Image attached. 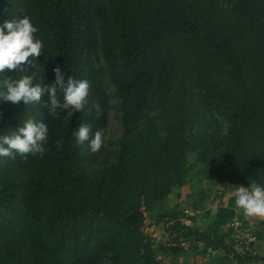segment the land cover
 Wrapping results in <instances>:
<instances>
[{
  "label": "trees",
  "instance_id": "1",
  "mask_svg": "<svg viewBox=\"0 0 264 264\" xmlns=\"http://www.w3.org/2000/svg\"><path fill=\"white\" fill-rule=\"evenodd\" d=\"M24 16L43 41L33 84L54 82L59 67L91 87L68 119L49 113L47 95L0 102V135L29 119L49 127L44 153L0 157V264H163L161 247H143V210L194 181L192 155L210 184L264 183V0H0V26ZM32 71L5 69L0 82ZM107 80L121 100L117 153L108 148ZM83 122L106 130L96 152L75 142ZM181 215L158 213L157 225ZM174 229L226 252L188 251L218 264L235 263L229 254L238 264L261 258L181 220Z\"/></svg>",
  "mask_w": 264,
  "mask_h": 264
},
{
  "label": "clouds",
  "instance_id": "2",
  "mask_svg": "<svg viewBox=\"0 0 264 264\" xmlns=\"http://www.w3.org/2000/svg\"><path fill=\"white\" fill-rule=\"evenodd\" d=\"M37 27L28 16L18 21H5L0 26V73L5 69L21 70L22 66L34 69L31 74L19 78H7L0 82V102L17 104H37L41 97L48 96L45 102L52 116H60L66 110V118H72L74 112L82 111L88 104L90 82L69 76L65 79L59 67L53 69L54 82L44 83V79L33 84L36 78V60L41 55L43 41L36 34ZM62 93V99L58 95ZM96 117L102 114L99 104L93 105ZM2 116V113H0ZM91 133V135H90ZM76 144L87 142L92 152L98 151L106 139V130L98 128L92 132L88 123H81L73 130ZM49 138V127L43 120L25 121L11 135H0V157H26L28 154L44 153ZM59 141L57 142L59 146ZM235 206L247 216L264 218V183L251 182L250 187H234Z\"/></svg>",
  "mask_w": 264,
  "mask_h": 264
},
{
  "label": "crops",
  "instance_id": "3",
  "mask_svg": "<svg viewBox=\"0 0 264 264\" xmlns=\"http://www.w3.org/2000/svg\"><path fill=\"white\" fill-rule=\"evenodd\" d=\"M206 184L207 181L205 180H194L187 186L182 187L172 193L168 199L162 201L157 206L156 212L148 213V217H145L146 219L144 220L147 224L145 226V231H148L150 227H154L155 224H157V218L153 217L152 215L158 216V213L169 214L172 212L181 214V207L183 204H186L191 212L190 215L185 217L184 219L185 225L204 233L211 240L223 239L226 243L232 244V242H234L235 240H233V237L231 235V233L233 232L231 228V222L233 221L232 219L234 217H238V215H240L241 218L243 216V221L245 225L251 230V233L252 231L254 233L256 232V234H258L260 238V242L257 245V250L261 252V254L258 253V256L261 258L252 262L246 261L245 263L264 264V230H260V223L263 222L264 219L260 217L247 216L244 214L242 209L237 208L235 206V189H233L232 187H227V185L222 186L220 189H218V191L215 193L216 198L214 200L209 199L208 196L210 195L207 194L208 191L206 192ZM182 197L185 199L182 200ZM181 217L183 218V215H181L180 218ZM150 220L154 221H151L150 223ZM156 226L159 229V234L164 237V233L160 231V227L158 225ZM160 250H162V248ZM194 254L199 256L198 253Z\"/></svg>",
  "mask_w": 264,
  "mask_h": 264
},
{
  "label": "rangeland",
  "instance_id": "4",
  "mask_svg": "<svg viewBox=\"0 0 264 264\" xmlns=\"http://www.w3.org/2000/svg\"><path fill=\"white\" fill-rule=\"evenodd\" d=\"M101 66H104V60L102 59ZM109 84V94L111 97V104H112V109L110 110V119H109V127H108V135H107V139H108V148L113 152V153H117V149H118V141L121 138L122 134H123V125H122V111H121V100L118 97V94L116 92L115 87L113 86L112 82L110 80L106 81ZM217 119L220 121L221 123V129H222V133L225 134L228 132L229 130V124L227 123V121H225L221 116H216ZM189 162L192 166L191 169V177L193 178V180H204L202 177V165L198 164L197 162V158L195 155H192L189 157ZM193 182V181H192ZM227 183H223V184H210L207 182L206 184V192L208 191V195L213 196V197H209V199L214 200L216 198L215 193L218 191V189H220L222 186H226ZM227 187H231V185H227ZM234 189V187H232ZM185 199L182 197V200ZM190 202V201H188ZM182 203H186V202H182ZM182 211L183 210H188L189 208L186 206V204H183L181 207ZM190 210V209H189ZM144 211V219H146L145 217H148V211H146L145 209ZM191 212V210H190ZM153 217H157L156 215H152ZM238 215V217H234L232 220H238L240 222V225H242V227H240L239 229H237L238 227H232L231 228L233 230V234L231 233L233 240H235L234 242H232V247L235 248V250L238 252L239 255H243V257L245 256V254L241 251H239V249H241V245H240V239L243 237L241 236H249L251 234V230L245 225L244 221H243V216L241 218V216ZM187 217V216H186ZM185 218H183L184 220ZM264 219V218H263ZM151 221L154 220H150ZM185 221V220H184ZM233 221L231 223H233ZM148 222V221H146ZM187 222V221H186ZM261 227L260 230H264V221L260 223ZM147 224L145 223V220L141 223V230L140 233L142 234L144 241H143V247H148V243H151L152 246L157 245L156 248L159 247H164L163 243L165 244V239L163 236H161L159 234V229L156 226L157 224H155L154 227H150V229H148V231H145V226ZM151 226V224H150ZM159 226V225H158ZM160 227V226H159ZM161 231V230H160ZM162 232V231H161ZM174 232H177L176 229H172L171 234H175ZM253 232V231H252ZM256 233V232H255ZM254 234V232H253ZM258 235V234H257ZM167 238V237H165ZM231 239V237H230ZM260 242V238H258V243ZM159 245V247H158ZM160 250V249H159ZM256 251V250H255ZM158 252H162L163 250H160ZM168 252V251H166ZM159 253V254H160ZM191 252H186L184 255H180L177 258H174L173 255H171V253H167L164 257V260H162L163 264H208L209 262L212 264H218L219 261L205 257L204 255H200L197 256L194 254V252L192 254H190ZM261 254V252H259L257 250V254ZM165 254V253H164ZM187 254V256H186ZM190 254V255H188ZM247 255V254H246ZM235 263H232L230 260H228V262H224V264H238L240 263V261L237 260H232ZM237 261V262H236ZM177 262V263H176ZM218 262V263H217ZM245 264V262H242Z\"/></svg>",
  "mask_w": 264,
  "mask_h": 264
},
{
  "label": "built area",
  "instance_id": "5",
  "mask_svg": "<svg viewBox=\"0 0 264 264\" xmlns=\"http://www.w3.org/2000/svg\"><path fill=\"white\" fill-rule=\"evenodd\" d=\"M182 213H183V218H185L186 216L190 215V210L185 209L182 211ZM183 218L182 219L181 218L180 219H173V218L166 219L160 225V230L164 233V236L167 237V238L164 237V239L166 241L165 244L163 243L164 247H166V248H178V249H181L185 252H188L191 249H194V250L206 249L210 255L221 253L223 256H226V252L223 253L219 248L207 246V243L204 240H200L198 238H192V237H184V236H182V233H180V232H174L175 234H171L172 229L177 225L179 220H181L183 223L185 222L183 220ZM233 226L238 227L237 229L242 227V225H240V222L238 220L233 221L232 227ZM241 236H243V237L240 239L241 249H239V251L243 252L244 254L250 253L252 255H256L257 254L256 246L259 244L258 243L259 236L257 234H250L249 236H244L241 234ZM156 246L157 245L154 244V246H152V248L157 249ZM158 247H159V245H158ZM229 256L232 260L234 259L233 254H229ZM156 259H157V261L162 262V260H164V257L161 253L160 254L157 253Z\"/></svg>",
  "mask_w": 264,
  "mask_h": 264
}]
</instances>
